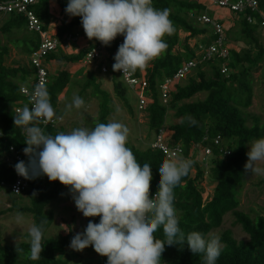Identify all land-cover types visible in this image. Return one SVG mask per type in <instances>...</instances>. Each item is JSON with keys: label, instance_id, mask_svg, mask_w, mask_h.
<instances>
[{"label": "trees", "instance_id": "1", "mask_svg": "<svg viewBox=\"0 0 264 264\" xmlns=\"http://www.w3.org/2000/svg\"><path fill=\"white\" fill-rule=\"evenodd\" d=\"M32 6L37 18L42 24V30L47 31L53 16L49 12L51 1H56L61 9V15L69 16L65 12L67 0H34ZM152 6L156 9H168L169 18L173 23L174 31L165 35L164 41L167 48L144 69H137L135 76L143 75L146 82L145 95L150 98L144 113L147 118L149 132L156 133L165 128L167 144L170 146L180 145L184 156L188 158L194 145L200 143L204 136L210 141L207 143L213 152L209 162L208 179L214 184L212 194L203 201V187L201 183L204 171L197 165L194 158L190 173L182 178V186L174 189V207L177 210L179 227L185 237L192 231L201 232L205 239L210 238V232L219 228L223 218L231 214L234 224L239 226L247 236V242L237 243L229 231H225L220 239L223 245L221 255L216 264H264V218L254 217L238 210L239 202L235 199L236 190L240 187L245 176L244 166L247 162V148L256 139L264 138V119L260 116L246 112L252 105V73L259 68L264 61V45L259 37L258 27L248 24L249 15L246 11L235 17L231 27L224 32L225 47L228 50V61L213 58L199 63L195 71V78H188L187 84L174 85V91L170 92L168 102L164 105L160 101L159 86L167 78L172 77L184 63L200 60L199 49L207 47L215 38L213 29L207 25L197 22V17L206 14L207 6L204 3L191 0H152ZM219 9V8H216ZM261 16H264V0L259 3ZM210 10V18H215ZM3 23L0 33L3 36L14 37L8 43L18 44L26 55L34 53L40 43V37L26 29L25 19L18 14L3 15ZM258 20L259 16L254 15ZM80 17H70L63 23L57 34V40L62 42L68 35H72L77 28H81ZM219 23L222 21L218 20ZM24 29L26 34H20ZM182 34V37H181ZM15 35V36H14ZM123 39L124 37L120 35ZM86 49L76 55L65 56L51 53L47 55L46 61L65 63L70 66L83 61L85 55L95 45L103 46V57L94 62L83 81L80 84L79 95L85 100L87 92L91 97L97 99L98 115L95 122L107 123L111 113V100L109 93L101 89L98 82L101 74L100 68L104 63L108 67L107 74L112 75V87L115 96L120 99L123 106L128 109L125 99V88L120 81H115L113 64L114 56L118 50L115 42L109 46L100 41L92 39ZM242 44V47H238ZM10 48L7 45L0 47V184H10L14 179L15 167L6 163L10 157L9 148L12 147L22 158L29 163V157L24 154L23 149L26 136L20 127L14 125L15 108L26 103V98L20 94L23 86H29L32 72L26 67H7L4 57L8 56ZM226 66L227 73L221 74L222 65ZM205 69L210 71L207 75ZM69 68L56 74L48 75L46 88L50 95V102L57 110L59 96L71 82ZM183 81V80H182ZM181 82V81H180ZM204 94L203 100L191 101L196 95ZM174 109V120L169 126H165V116L168 110ZM195 118L196 123L191 124L186 116ZM58 116V115H57ZM46 133L55 135L57 132H66L60 125L43 128ZM219 136L220 146H214L211 139ZM134 153L137 162L148 163L152 167L153 179L151 181L150 193L153 195L158 190L159 171L158 168L165 159L162 153L152 150L150 147L139 150L127 143L126 145ZM229 152L228 156H219V149ZM195 169L192 176L191 171ZM43 177L44 181L39 178ZM242 180V181H241ZM27 189L25 194L29 199V206L25 208L10 207L8 211L31 216L33 224L40 226L43 223L44 247L38 260L28 258L30 251L29 232L22 235L21 242L15 245L3 244L0 240V264H67L66 260H60L56 256L65 253L70 245L71 239L76 235L72 221L59 219L62 233L57 238L46 239L45 234L53 222V213L48 210L50 203L57 200L64 187L59 181L50 182L47 176H39L35 179H25ZM260 185H264L262 180ZM2 189V188H0ZM96 222L99 217L86 218ZM67 227L65 231L64 228ZM156 238L163 239L162 229L155 234ZM23 249L22 252L16 251ZM203 254L194 255L187 244L165 246L162 254L161 264H203ZM89 264V263H84Z\"/></svg>", "mask_w": 264, "mask_h": 264}, {"label": "clouds", "instance_id": "2", "mask_svg": "<svg viewBox=\"0 0 264 264\" xmlns=\"http://www.w3.org/2000/svg\"><path fill=\"white\" fill-rule=\"evenodd\" d=\"M70 17H80L89 40L109 46L117 36L124 37L114 56L113 71L123 75L144 69L166 48L165 35L174 31L168 9H156L152 0H68L65 8ZM29 103L14 115L15 127H20L27 147L24 154L29 163L15 165L24 179L47 176L69 188L75 207L86 218L99 217V223L89 220L83 232L74 235L70 248L82 252L92 246L107 264H161L165 246L187 244L196 255L203 254V264H216L223 245L219 236L205 239L198 231L185 237L179 227L174 207V189L182 186V178L192 168L193 161L183 156L165 158L160 164L158 190L150 193L152 167L142 166L127 147L129 129L112 120L95 123L94 127H77L69 132L46 133L39 125H47L57 116L50 95L43 83L30 94ZM85 101L74 95L66 111L81 109ZM191 124L195 118L185 117ZM247 152L245 173L264 175V138L251 142ZM22 216H17V221ZM66 226V225H60ZM163 232V239L154 235ZM65 231L67 227L64 228ZM31 260H38L44 247L43 223L29 228ZM22 252L23 249H18Z\"/></svg>", "mask_w": 264, "mask_h": 264}, {"label": "rangeland", "instance_id": "3", "mask_svg": "<svg viewBox=\"0 0 264 264\" xmlns=\"http://www.w3.org/2000/svg\"><path fill=\"white\" fill-rule=\"evenodd\" d=\"M191 1L204 3L206 6H208L207 8L209 9L214 8L211 6L212 0ZM209 9H206L205 13L211 16ZM233 15L231 13V16ZM64 17L66 20L69 18V16ZM3 18V16H0V26L3 23ZM224 28L226 31L228 29V25H225ZM22 33L26 34V31L22 29L20 31V34L15 33V35H18L17 37H20ZM259 37L261 39V43L264 45V36L263 33L260 31ZM13 38L14 37L12 35L11 37H6L0 33V47L7 45V47L10 48V53L8 54V56L4 57V64L7 67H10L14 60L12 58V45L8 43V40ZM238 47H242V44H239ZM75 69L76 68H74V66L69 67V70L71 72ZM205 71L207 75H210V71L208 69H205ZM115 73L116 74L113 77L114 80L120 81L122 83L120 76H118L117 72ZM81 77L83 78V76ZM82 78H74L73 80L71 79V82L68 86V91H64L60 96L61 102L57 107L56 114L60 117H63L60 126L66 132H69L77 127L91 128L94 127L96 123L95 120L98 115L97 99L92 98L90 92H87L85 95L86 99L84 100V107H82L81 109H76L75 107H73L71 111H66V106L72 103L73 96L77 95L80 90V84L83 81ZM188 78L194 79L195 71H192ZM187 80H183L179 82V84L185 85L187 84ZM98 82L101 85V89L109 93L110 96L111 113L108 117V122L116 120L128 127L129 137L127 143L129 145H132L142 151L148 148L154 138V133H151L148 130L146 114L144 112H139L137 109V94L122 83L126 90L125 99L127 100L129 106L128 109H126L120 99H118L114 94L111 74L100 75ZM252 92V105L246 112L260 116L264 119V61L259 65V68H257L252 73ZM63 95L64 98H62ZM204 97V94H199L192 98L191 101L203 100ZM174 112V109H170L167 111L165 116L166 127L175 122ZM249 150L250 148L248 147L247 152ZM199 163L200 161L197 165L204 171V177L201 183V186L204 189L202 196L203 198H205V200H207L212 194L214 184L209 182L208 168H204ZM260 166L264 167V164H261ZM191 174L192 176L195 174V169H192ZM262 180H264V175H252L251 173H245L243 181L241 180L242 183L240 187L238 186L236 190L235 199L239 202L238 210L249 215L251 218H254L256 216H261L264 218V185L259 184ZM67 192H70V190L68 187L64 186L61 191V195L58 199H62L63 197H65L67 195ZM72 202L74 203L73 199ZM50 205L51 203L48 206L49 211L51 209ZM12 206L17 208L28 207L29 199L25 194L12 195L7 190L0 189V240L3 244L8 245H15L23 241L22 235L26 232H29V228L33 225L30 215L18 214L15 211H8V209ZM50 212L54 214V212H58V210L54 209ZM59 212L60 213L58 214L55 213L56 215L53 219V222L45 234L46 239L57 238L59 234L62 233V227L59 224L60 218H63L66 221H72L73 228H77L79 230L78 232H76V234L84 231L87 226V223L83 214L79 212L75 207V203L74 207L72 206L71 208H64L62 211ZM18 215L22 216V220H20L19 222L17 221ZM99 220L100 218H97L95 223H99ZM225 231H229L232 238L237 243H245L248 240L247 236L242 232L241 228L234 224V218L231 216V214H227L223 218L222 225L219 228L212 230L210 232V236L216 235L221 237V235ZM67 249L68 250L65 253L59 254L57 256L60 260L69 259L68 264H107V257L100 256L99 254H97L92 246H89L82 252L74 251L70 248V245Z\"/></svg>", "mask_w": 264, "mask_h": 264}, {"label": "built area", "instance_id": "4", "mask_svg": "<svg viewBox=\"0 0 264 264\" xmlns=\"http://www.w3.org/2000/svg\"><path fill=\"white\" fill-rule=\"evenodd\" d=\"M261 1L262 0H212L211 6L227 10L236 17H238V15L244 14L247 11L249 14L246 18L247 23L256 25L258 30L262 32L264 36V16H261L259 9V3ZM34 3V0H0V16L12 13L21 15L26 21L27 31L36 33L40 37V43L37 50L30 55V67L32 69L31 83L29 86H23L20 89V94L27 100L25 105L27 104L29 108H31L29 98L30 94L34 90V87L40 83H43L45 86L47 85L49 75L45 60L47 55L54 53L62 43L66 44L82 38L87 39L83 27H81L78 32L68 35L62 42L58 41L54 37H49L47 32L42 30V24L32 10ZM254 15H258L259 19L257 20ZM197 22L201 25L210 26L213 29L215 38L207 47H201L199 49L200 60L184 63L172 77L165 79L159 86L160 101L164 105H166L168 102L170 92L174 91V85L190 75L199 63L211 60L215 57L225 62L228 61V50L225 47V28L223 24L219 23L215 18H210L207 16V14H202L197 17ZM123 40L124 39L121 36H117L113 42H115L119 47L123 43ZM102 57L103 46L95 45L85 55L83 62L91 66L94 62L99 61ZM100 71L101 74H107L108 67L106 64L103 63L101 65ZM116 72L118 76H120L122 83L137 94V109L139 112H144L149 104L150 98L145 95L147 85L143 75L137 77L133 72L125 75H123L122 71ZM226 73L227 69L223 64L221 67V74ZM18 109H22V104H18V106L15 108V113ZM61 123L62 119H55L54 122H50L47 125L40 124L39 126L41 128L54 127L60 125ZM209 141L210 139L207 136H204L200 143L194 145L188 156V158H194L197 164L200 161L199 164H201L204 168H209V162L213 157L212 149L207 144ZM211 143L214 146H220V137L217 136L211 139ZM149 147L154 151L162 153L164 158L175 156H183L184 158H187L184 156L183 149L180 145L170 146L167 144L165 128L159 129L154 134V138L151 141ZM9 153L10 157L6 160V163L9 165H14L15 167V165L20 161H23L25 164H27V161L22 158L12 147L9 148ZM228 155V151L221 148L219 149V156ZM39 180L43 182L44 178L40 177ZM0 188L7 190L12 195H20L23 194L27 189V182L22 176L15 172L12 183H1ZM154 195L155 194H153V196ZM203 201H206L205 198H203Z\"/></svg>", "mask_w": 264, "mask_h": 264}, {"label": "crops", "instance_id": "5", "mask_svg": "<svg viewBox=\"0 0 264 264\" xmlns=\"http://www.w3.org/2000/svg\"><path fill=\"white\" fill-rule=\"evenodd\" d=\"M210 9L211 11H213L214 17L217 21L218 20L222 21L221 23L223 24L224 27L225 25H228V29L229 27H231L232 21L235 20V17L231 16L230 12L224 9H216V7L210 8ZM49 12L53 16V18L46 32L49 37H54L57 39V34H58V30L60 26L63 23L68 22L69 18L66 20L65 17L61 15V9L56 1H51L49 5ZM79 29L80 28H77L74 31V33L78 32ZM93 42H94L93 40H89L88 38L87 39L82 38V39H78L70 43H66V44L62 43L54 53L55 55H65V56L76 55L80 51L86 49ZM11 45H12V48H11L12 58L14 60L10 67L22 66V67H26L29 72H32V69L30 67V55H26L27 54L26 51L23 50L18 44H11ZM70 66H74V68H76L75 70H72V72L70 71V74H71L70 78L72 80L74 78H82L81 76L84 77L90 68V65L85 64L83 61L76 63V64H71ZM70 66L66 65L65 63H59L55 61H46V67H47L49 75L56 74L64 69L69 68ZM64 91L67 92L68 87ZM60 96L58 98L59 103L61 102ZM62 98H64V95L62 96ZM58 200L52 202L50 205V208H51L50 211L54 209L58 210V212H54L53 214L54 217L56 214L60 213L59 211H62L64 208H71L72 206L74 207V203L72 202V194L70 192H67V195L65 197H63L62 199H58ZM76 231L78 232L79 230L76 228ZM56 257L59 259L58 256ZM66 261L68 264L69 259H66Z\"/></svg>", "mask_w": 264, "mask_h": 264}]
</instances>
